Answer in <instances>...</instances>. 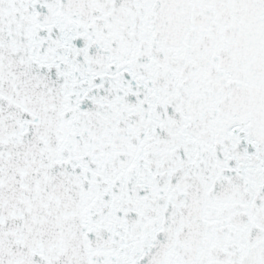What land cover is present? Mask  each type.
I'll return each instance as SVG.
<instances>
[{"label":"snow or ice","instance_id":"6c2138e0","mask_svg":"<svg viewBox=\"0 0 264 264\" xmlns=\"http://www.w3.org/2000/svg\"><path fill=\"white\" fill-rule=\"evenodd\" d=\"M0 264H264V0H0Z\"/></svg>","mask_w":264,"mask_h":264}]
</instances>
